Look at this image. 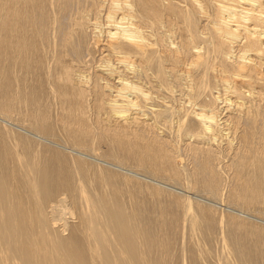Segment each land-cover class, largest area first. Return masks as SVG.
Returning <instances> with one entry per match:
<instances>
[{
  "label": "bare ground",
  "instance_id": "obj_1",
  "mask_svg": "<svg viewBox=\"0 0 264 264\" xmlns=\"http://www.w3.org/2000/svg\"><path fill=\"white\" fill-rule=\"evenodd\" d=\"M0 264H264V0H0Z\"/></svg>",
  "mask_w": 264,
  "mask_h": 264
},
{
  "label": "rangeland",
  "instance_id": "obj_2",
  "mask_svg": "<svg viewBox=\"0 0 264 264\" xmlns=\"http://www.w3.org/2000/svg\"><path fill=\"white\" fill-rule=\"evenodd\" d=\"M59 144H61V143H59ZM59 147L60 148H63V143L61 144V145H59ZM104 147V146H103ZM102 147V148H103ZM65 148V147H64ZM63 148V149H64ZM67 150H73L74 151V149H72V148H70V149H67ZM84 150H86V151H88L89 152V150L91 151V152H93L94 150L93 149H84ZM93 150V151H92ZM72 151V152H73ZM98 150H95V152H97ZM74 152H76V151H74ZM98 153V152H97ZM89 157V156H88ZM108 158V157H107ZM109 159V158H108ZM168 186V185H167ZM71 187H72V189H71ZM169 187V186H168ZM172 186H170L169 188H171ZM175 188V187H174ZM171 188V189H173V190H177V191H180V189L178 190V188ZM69 189V190H68ZM68 189H66L68 192L70 191H73V190H75V188L73 187V185H70V186H68ZM66 190H60L59 191V195H58V199L60 200V201H52L51 203H52V207H50V208H48L49 209V217H51V220L53 221L52 223L54 224V228H58V230H59V232H62V233H64V232H66L65 231V226H66V223H65V221H69V224H72V223H77V222H79V215L78 214H76V213H74V212H69V213H67L66 215H64V216H62L61 218H57V214L53 211V208H54V206H55V204H59V203H62V204H64V205H66L67 207H71V201L68 199V193L66 192ZM63 191H65V192H63ZM61 192V193H60ZM190 195V197H193V195L191 194V193H188V192H184V195ZM186 195V196H187ZM225 197V196H224ZM214 200H215V198H213ZM205 200V199H204ZM206 201V200H205ZM208 201V200H207ZM206 201V202H207ZM210 202L209 203H212V204H215L213 201H211V200H209ZM217 201V200H216ZM218 204V203H217ZM219 206H223V205H219ZM224 207V206H223ZM253 214V213H252ZM257 216H259V215H257ZM251 218H254V219H256L255 217H251ZM262 218H263V216H262ZM258 220H260V219H258ZM261 221H263V220H261ZM41 228V230H42V232L45 230L44 229V227H40Z\"/></svg>",
  "mask_w": 264,
  "mask_h": 264
}]
</instances>
